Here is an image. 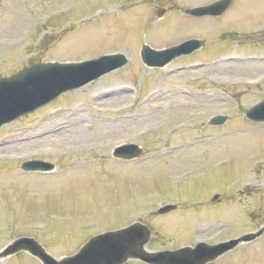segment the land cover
I'll return each instance as SVG.
<instances>
[{
	"label": "rangeland",
	"instance_id": "374dc122",
	"mask_svg": "<svg viewBox=\"0 0 264 264\" xmlns=\"http://www.w3.org/2000/svg\"><path fill=\"white\" fill-rule=\"evenodd\" d=\"M210 1L0 0V75L32 61L107 50L128 56L122 67L0 127V247L30 232L59 256L90 233L139 217L157 249L194 234L214 242L264 221V122L244 116L264 96V61L248 59L264 57V0H232L219 16L185 13ZM196 35L205 43L192 54L163 67L139 62L145 42ZM227 55L234 60L223 62ZM195 59L208 62L186 69ZM229 112L223 125L208 126L212 114ZM122 141L139 143L141 156L114 158ZM27 156L59 170L22 174L19 158ZM159 201L177 206L151 212ZM36 260L20 252L0 264ZM210 264H264V234Z\"/></svg>",
	"mask_w": 264,
	"mask_h": 264
},
{
	"label": "water",
	"instance_id": "95a60500",
	"mask_svg": "<svg viewBox=\"0 0 264 264\" xmlns=\"http://www.w3.org/2000/svg\"><path fill=\"white\" fill-rule=\"evenodd\" d=\"M229 0H219L213 4L191 9L193 13H219ZM152 51V50H151ZM146 52H150L147 50ZM125 58L121 54L102 56L81 63L37 64L25 67L7 78H0V122L32 109L48 101L61 90L78 86L100 73L115 67ZM253 109V110H252ZM248 110L249 116L264 118V100ZM217 117L213 122H222ZM139 153L135 144L123 146L114 154L130 157ZM28 166L27 163L23 164ZM169 208H161L164 210ZM255 234H245L239 239L208 244L200 242L195 246H184L174 250L147 251L145 243L150 236L148 226L140 221L125 227L108 230L90 237L74 254L55 259L34 238L20 236L7 244L0 257L26 249L37 255L43 264H121L129 258L138 257L148 262L161 264H205L234 246L240 239H248Z\"/></svg>",
	"mask_w": 264,
	"mask_h": 264
},
{
	"label": "bare ground",
	"instance_id": "6f19581e",
	"mask_svg": "<svg viewBox=\"0 0 264 264\" xmlns=\"http://www.w3.org/2000/svg\"><path fill=\"white\" fill-rule=\"evenodd\" d=\"M228 61H230V60H228V59H224V60H223V62H228ZM245 62H247V60H245ZM55 129H56V128H54L53 130L50 129V132H51V131H55Z\"/></svg>",
	"mask_w": 264,
	"mask_h": 264
}]
</instances>
